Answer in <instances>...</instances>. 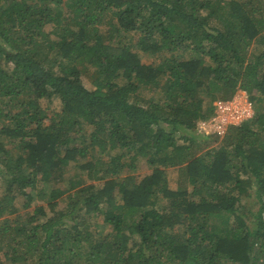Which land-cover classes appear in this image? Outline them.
<instances>
[{
	"label": "trees",
	"instance_id": "trees-1",
	"mask_svg": "<svg viewBox=\"0 0 264 264\" xmlns=\"http://www.w3.org/2000/svg\"><path fill=\"white\" fill-rule=\"evenodd\" d=\"M0 57L9 264H264V0H0ZM239 87L255 114L205 148L197 121Z\"/></svg>",
	"mask_w": 264,
	"mask_h": 264
},
{
	"label": "rangeland",
	"instance_id": "rangeland-1",
	"mask_svg": "<svg viewBox=\"0 0 264 264\" xmlns=\"http://www.w3.org/2000/svg\"><path fill=\"white\" fill-rule=\"evenodd\" d=\"M58 1L65 3L66 0H58ZM47 28L49 29V25H47ZM260 47H261V45L258 42H252L250 44L249 51L251 54L256 53L259 51ZM179 52L184 53L185 55L190 54V51H188V50H180ZM139 55H140V59L144 62H155L156 61V57H154V55H152L148 52H145L143 50H141L139 52ZM157 60H159V59L157 58ZM4 62H5L4 57H0V63L3 64ZM79 78L83 81V83L85 85H87V86L92 85L91 79L88 77L87 74L82 73L79 75ZM152 94L158 95V92H156V90H154V89L150 90V89L145 88V87H141L139 89V92H138V96H140L141 98H145V99H147ZM251 94L257 95L258 90L253 89ZM41 101H42V105L45 106L47 108V110H49V111L54 110V109H59V107H60L59 98L53 94H51L49 96H45L44 98H42ZM263 104H264V102H263ZM255 106H256V104H255ZM213 138H215L217 141H214V139L211 140L205 148H208L212 145H215L222 138V136H213ZM198 150H199V148L197 149V151ZM200 150H201V148H200ZM150 169H151V167L148 166L143 159H140L138 161V168L135 170V172L139 173V175H140V174H144V173L150 171ZM181 173H182V170H180L178 166H169L166 168L167 179H168L171 187L180 188L181 185L183 183H185L184 177L182 176ZM103 178L104 177H103L102 172L100 170L96 169L94 172V177H93L92 181L96 182L97 184H100L102 182ZM1 184H2V181L0 179V185ZM1 188H0V190H1ZM22 202H24L23 197L21 195H18L16 198V205L20 208L19 210L23 209V207H22L23 203ZM37 202H38L37 200L33 201L31 206H29L28 208L31 209L34 206V204H36ZM242 202H246L247 205H251V207L255 210L258 207V203L256 202V200L253 196L252 197L247 196L246 198L243 197ZM91 220L93 222V225H95L96 227L101 228L103 230H107L106 224H103V223L100 224L101 220H102V217L100 215L95 216V217L92 216ZM0 264H9L8 260L5 259L4 255L2 254V251H0Z\"/></svg>",
	"mask_w": 264,
	"mask_h": 264
},
{
	"label": "built area",
	"instance_id": "built-area-1",
	"mask_svg": "<svg viewBox=\"0 0 264 264\" xmlns=\"http://www.w3.org/2000/svg\"><path fill=\"white\" fill-rule=\"evenodd\" d=\"M255 114L254 100L245 88H237L233 94L217 97L212 113L196 123V131L206 136H223L229 126L238 125Z\"/></svg>",
	"mask_w": 264,
	"mask_h": 264
}]
</instances>
